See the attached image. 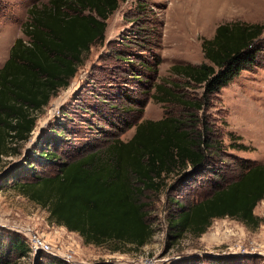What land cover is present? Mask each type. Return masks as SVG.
<instances>
[{
    "label": "rangeland",
    "instance_id": "1",
    "mask_svg": "<svg viewBox=\"0 0 264 264\" xmlns=\"http://www.w3.org/2000/svg\"><path fill=\"white\" fill-rule=\"evenodd\" d=\"M47 1L0 0V66L16 38L27 41L22 31L27 10ZM234 2L237 7L227 0L120 2L106 20L104 40L91 45L69 85L50 98L19 154L1 157L0 184L7 173L13 178L29 176L23 159H32L40 145L56 149L66 160L114 139L129 140L143 120L197 119L209 130L205 142L210 148L205 149L202 167L188 169L185 176L171 174L166 181L176 184L173 190L145 193L151 201L147 218L155 228L151 241L138 249L113 242L86 244L77 233L52 222L46 208L7 186L0 191V254L7 253L11 264H40L49 257L65 264H264V197L254 208L262 218L256 228L228 217L217 218L199 237L185 233L176 240L169 236L167 223L178 205L201 200L217 186L236 180L242 166L264 162V32L258 64L241 71L202 109L155 98L162 95L157 84L184 99L199 97L201 88L186 84L170 67L206 61L201 42L211 39L219 24L264 25V0ZM50 130H62V136ZM49 169L35 166L39 173ZM13 237L29 249L26 255L7 251ZM36 238L48 249L38 245L34 249Z\"/></svg>",
    "mask_w": 264,
    "mask_h": 264
},
{
    "label": "trees",
    "instance_id": "2",
    "mask_svg": "<svg viewBox=\"0 0 264 264\" xmlns=\"http://www.w3.org/2000/svg\"><path fill=\"white\" fill-rule=\"evenodd\" d=\"M123 1L48 0L27 10L28 19L22 27L27 41L16 38L0 66V160L19 154L50 98L69 85L91 45L104 40L106 20ZM263 32L264 25L258 23L219 24L213 37L201 42L206 61L170 67L186 84L201 88L199 97L184 99L157 84L162 95H156V100L202 109L241 71L258 64ZM50 132L62 136V130ZM208 132L197 119L165 116L139 122L127 141L114 139L66 160L56 149L40 145L32 159H23L29 176L13 178L7 173L0 191L7 186L15 188L46 208L52 222L77 233L86 244L113 242L138 249L149 243L155 232L147 218L151 201L145 193L159 194L168 187L173 190L176 184L166 181L171 174L185 176L188 169L202 167L205 149L210 148L205 142ZM237 148L246 149L241 144ZM36 164L48 166L49 172H37ZM263 197L264 162L242 166L236 180L217 186L201 200L178 205L167 220L169 236L176 240L185 233L199 237L213 219L224 217L256 228L262 218L254 208ZM7 251L23 256L29 249L19 237H13ZM6 254L1 251L0 264H11ZM40 264L65 263L49 257Z\"/></svg>",
    "mask_w": 264,
    "mask_h": 264
},
{
    "label": "built area",
    "instance_id": "3",
    "mask_svg": "<svg viewBox=\"0 0 264 264\" xmlns=\"http://www.w3.org/2000/svg\"><path fill=\"white\" fill-rule=\"evenodd\" d=\"M35 243H36V246L34 249H37L39 246H43L44 248L48 249V246L43 245L39 238H36ZM37 245H38V247H37Z\"/></svg>",
    "mask_w": 264,
    "mask_h": 264
},
{
    "label": "bare ground",
    "instance_id": "4",
    "mask_svg": "<svg viewBox=\"0 0 264 264\" xmlns=\"http://www.w3.org/2000/svg\"><path fill=\"white\" fill-rule=\"evenodd\" d=\"M227 1H229V2H231L232 3V5H235V7H237V5L235 4V2H234V0H227ZM243 3V2H242ZM241 3V4H242ZM256 4V3H255ZM258 5V4H257ZM252 8H254V7H256V6H254V4H253V6H251Z\"/></svg>",
    "mask_w": 264,
    "mask_h": 264
}]
</instances>
